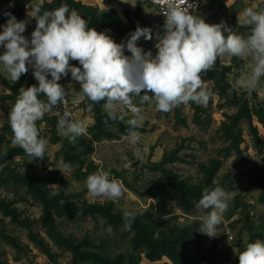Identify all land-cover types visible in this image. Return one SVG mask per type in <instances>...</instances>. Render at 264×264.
<instances>
[{
    "label": "rangeland",
    "instance_id": "1",
    "mask_svg": "<svg viewBox=\"0 0 264 264\" xmlns=\"http://www.w3.org/2000/svg\"><path fill=\"white\" fill-rule=\"evenodd\" d=\"M196 1L193 15L209 24L226 22L244 37L251 31L245 9H264V0ZM61 4L116 43L126 44L138 26L150 28L153 39L141 37L137 45L155 55L165 18L146 0H0V32L10 13L26 22L23 35L30 39L33 6L43 12ZM125 55L131 53L125 49ZM252 64L251 55L219 58L202 74L211 92L206 106L190 102L164 113L134 98L142 109L135 145L127 135L130 109L118 105L124 122H113L104 102L81 95L69 72L59 81L65 102L37 121L47 141L42 160L12 143L8 123L19 89L38 86L33 68L27 65V74L13 83L0 66V264H239L245 242L264 241V77L249 95ZM39 98L46 99L43 93ZM65 112L84 126L75 142L57 131ZM136 148L147 149L142 160L134 157ZM65 164L71 171L63 174ZM99 169L122 183L117 202L88 193L86 178ZM216 186L233 199L218 236L210 238L200 231L211 209L197 204L205 187ZM124 211L136 213L130 230Z\"/></svg>",
    "mask_w": 264,
    "mask_h": 264
},
{
    "label": "clouds",
    "instance_id": "2",
    "mask_svg": "<svg viewBox=\"0 0 264 264\" xmlns=\"http://www.w3.org/2000/svg\"><path fill=\"white\" fill-rule=\"evenodd\" d=\"M186 3L187 0H164V31L155 35V55L137 45L141 37L153 39L150 28L138 26L126 44L116 43L105 32L90 28L88 21L67 4L43 12L34 5L31 17L36 20V26L30 39L23 35L26 22L8 13L9 18L0 32V47L4 48L0 66L15 83L27 74V65H31L38 81V86L20 88L10 108L8 123L12 143L27 155L44 159L47 141L40 136L37 121L65 102L67 92L59 81L69 72L79 83L81 95L93 103L104 102V110L113 122H124V116L118 115V105L130 109L132 118L127 120V135L134 145L140 140L141 133L136 129L142 119V109L134 98L138 97L141 105L154 102L156 109L164 113L190 102L206 106L211 92L205 87L202 74L213 70L217 60L225 55H251L253 64L248 81L251 95L264 77V9H245L246 25L251 31L244 37L226 22L206 23L200 16L191 14V5L183 6ZM125 49L131 55H125ZM70 61H78L81 67ZM41 93L46 99L39 98ZM57 131L75 142L83 135L84 126L65 112L58 118ZM146 151V148H136L133 153L136 160H142ZM59 170L64 174L71 171V166L65 164ZM110 177V171L104 169L88 175V193L117 202L124 195V187ZM232 199L233 194L220 186L202 190L197 207L211 211L202 218L200 232L210 238L218 236L222 213ZM135 216L134 212H123L125 230L131 229ZM237 255L239 264H264V241L245 242Z\"/></svg>",
    "mask_w": 264,
    "mask_h": 264
},
{
    "label": "built area",
    "instance_id": "3",
    "mask_svg": "<svg viewBox=\"0 0 264 264\" xmlns=\"http://www.w3.org/2000/svg\"><path fill=\"white\" fill-rule=\"evenodd\" d=\"M153 8L163 17V12L166 9V5L164 4V0H146ZM188 4L191 5V9H189V12L193 14L195 9L197 8V1L196 0H187V3L183 6H188Z\"/></svg>",
    "mask_w": 264,
    "mask_h": 264
},
{
    "label": "trees",
    "instance_id": "4",
    "mask_svg": "<svg viewBox=\"0 0 264 264\" xmlns=\"http://www.w3.org/2000/svg\"><path fill=\"white\" fill-rule=\"evenodd\" d=\"M23 13H24V3L22 5V2H21V4L19 5L18 9L15 12V15L18 19H21V16ZM5 19L6 17H2V20H5Z\"/></svg>",
    "mask_w": 264,
    "mask_h": 264
}]
</instances>
